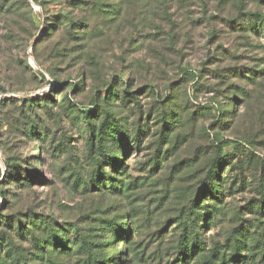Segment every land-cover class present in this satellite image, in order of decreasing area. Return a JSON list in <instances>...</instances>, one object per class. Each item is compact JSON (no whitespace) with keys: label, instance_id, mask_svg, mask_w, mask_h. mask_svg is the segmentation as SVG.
<instances>
[{"label":"rangeland","instance_id":"rangeland-1","mask_svg":"<svg viewBox=\"0 0 264 264\" xmlns=\"http://www.w3.org/2000/svg\"><path fill=\"white\" fill-rule=\"evenodd\" d=\"M250 12L264 16V1L0 0V101L54 98L37 109L39 136L20 103L0 108V215L44 251L16 227L0 223V237L28 264L264 263V38L240 29ZM79 110L97 126L110 113L126 146L91 150ZM99 162L108 181L94 189ZM6 163L40 178L7 179Z\"/></svg>","mask_w":264,"mask_h":264},{"label":"trees","instance_id":"trees-1","mask_svg":"<svg viewBox=\"0 0 264 264\" xmlns=\"http://www.w3.org/2000/svg\"><path fill=\"white\" fill-rule=\"evenodd\" d=\"M34 1L36 3L39 2V0H34ZM71 1H78V0H71ZM260 1H264V0H260ZM241 21L242 22L239 24V27L241 30L250 31L251 33L259 35L261 38H264V16L263 15L258 14V13H251V12L246 13L244 17L241 19ZM42 76H43L44 81H46L45 76L43 74ZM57 83L60 84L59 82ZM125 95H128L129 97L133 99L134 94L126 91ZM50 101H54V98L50 95H46L42 98L28 96V97L17 99V100H14L13 98H8V99H3L0 101V108L3 106H7L9 104H13L17 107V104L20 103L19 107L17 108L20 109L22 118L28 119L29 121V125L26 129L27 136H39L40 130L45 127L44 125H39L37 122V119H36L38 118L37 109L47 107V104ZM79 113L82 115L83 119L85 120V123L88 128L87 132L90 134L88 143L91 147V150L96 148V150L99 153H103L104 149L106 148L110 140L113 141V144L118 146L119 148L118 150H122L126 146L127 139H128L127 133H124V130L122 128L117 129L116 127L113 128L111 125H109L110 113L104 114L105 116L100 126H97V124L94 123V121H92L91 117L95 115H93L91 112L86 111V110H83V111L79 110ZM220 114L221 113L218 110V115ZM40 123L42 124L43 121H40ZM44 137L49 138V136H47L46 134L44 135ZM135 140L136 142H139V137L137 136ZM52 143H53L52 140L47 144L44 143L43 147H46V148L51 147V150L53 149L52 151L56 150L57 148L63 149L64 142L60 143V145H57L56 143H53V144ZM6 164H7L6 165L7 179H10L13 181H18L20 179V181L31 182L35 179L40 178L39 173L37 171H30V173L26 172L25 174L24 171H22V167L20 168L19 165L10 164V163H6ZM113 165H115V162ZM100 166H101V163L99 162L96 165L94 173L90 176V181H91L90 184L87 183V185L92 186L94 189H99L105 184L106 181H108V179L106 178L104 179V177H102V174L99 171ZM2 175L3 174L0 172V177ZM109 180H112V179H109ZM213 181L211 182L212 184L209 183V187L204 191V193L206 191L209 192V195H208L209 198L212 196L220 195L219 193L221 189L220 185L214 184L215 182ZM211 185H214V186H211ZM111 186L113 185L111 184ZM0 196L2 198H6V194L3 191L0 192ZM255 211L264 214V194H263V199L256 205ZM0 223H2L3 226L6 225L9 228L10 232L12 231L13 228L16 227V233L19 236V239L25 240L26 242H31V247H32L31 250H35V252H38V253H42L44 251L42 247L43 241L38 240L33 230L28 229L26 224L22 223L20 219H16L14 222H11L8 217L5 218L2 215H0ZM41 225L44 228L43 229L44 232L49 234V239H51L50 242L58 246L62 245L63 242L58 240L59 238L55 234L56 230L52 227L53 226L52 223L42 222ZM126 230L127 229H125L124 226L113 227V233L120 237L125 236L126 233L127 235L129 234V231L126 232ZM188 242H193V243L191 247L184 246V248H182L181 256L184 258V260L190 257L189 253H192L193 249L195 248L194 246L195 238L192 237L188 239ZM81 244L84 249L88 250V248H86L87 244L84 241H81ZM189 244L190 243H187V245ZM19 250H21V248L15 245L12 237L8 235V233L7 234L5 233L3 237H0V252L4 253L5 258H6L5 262L9 264H28V256L25 253L20 252ZM28 254L32 256H38L37 253H32V251ZM225 259L226 257L223 258L224 260L223 262L224 264H227ZM263 260H264V255H263ZM90 261L92 264H107L106 260L97 261L94 258H90ZM251 261L252 259H250L249 262L243 261L242 264H260L256 261H254V263H252ZM261 264H264V263H261Z\"/></svg>","mask_w":264,"mask_h":264}]
</instances>
